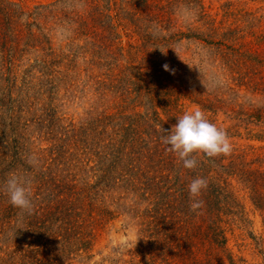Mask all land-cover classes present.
I'll return each instance as SVG.
<instances>
[{"label":"rangeland","instance_id":"374dc122","mask_svg":"<svg viewBox=\"0 0 264 264\" xmlns=\"http://www.w3.org/2000/svg\"><path fill=\"white\" fill-rule=\"evenodd\" d=\"M152 1L0 0V188L11 175H26L35 203L43 193V173L59 175L80 191L108 184L104 174L111 171L114 152L132 184L137 169L126 167L135 163L126 156L127 125L145 128L147 149L164 125L172 128L186 111L199 108L210 122L227 128L236 123L229 110L264 107V0ZM154 6L164 14L161 21ZM182 6L195 10L188 22L178 15ZM234 20L228 31L233 30L235 48L227 64L205 38ZM58 26L69 29L65 37L57 34ZM156 62L162 63V75L144 92L128 67ZM165 64L175 74L165 71ZM172 93L176 108L170 110ZM211 106L220 108L215 115ZM244 127L238 129L240 138L229 137L233 148L250 160L260 156L263 163L250 167L264 170V142L248 141ZM30 157L38 160L35 168ZM230 179L240 205L224 217L227 248L237 264H264V216L242 182ZM116 191L99 195L116 217L92 251L72 264H144L131 254L143 239L135 212L128 196ZM1 199L0 208L10 203ZM81 199L70 205L80 207ZM16 229L15 223L1 238L0 256L12 237L24 242Z\"/></svg>","mask_w":264,"mask_h":264},{"label":"trees","instance_id":"16d2710c","mask_svg":"<svg viewBox=\"0 0 264 264\" xmlns=\"http://www.w3.org/2000/svg\"><path fill=\"white\" fill-rule=\"evenodd\" d=\"M160 1L153 0L152 4L158 5ZM97 2L102 3L101 0ZM150 9L155 12L156 19L161 21L164 14L160 7ZM236 22L234 20L228 25L214 27L209 37L205 38L207 43L215 46L219 59L225 60L227 64L231 60V51L235 48V44H230L235 40L233 30H228ZM156 63L148 68L134 64L128 67L134 80L141 83L140 90L150 93L151 80L162 75V63ZM176 95L184 98L178 91ZM172 97L173 93L171 100H168L170 110L176 108V100ZM211 107L210 113L214 115L220 109ZM229 114L232 116L230 120L236 122L234 126L223 128L229 137L236 134L240 138L238 129L244 125V135L248 141L264 142V107L229 110ZM247 126H252L253 130ZM142 127L127 125L123 128V131H129L131 135L128 139L130 152L126 156H133L135 162L126 167L136 166L137 169L135 177L131 179L132 184L125 180L127 176L119 167L117 153L114 152L110 160L113 163L109 167L111 171L104 174L108 184L100 186L90 183V188L87 186L80 191L72 187L70 181L59 180V175L43 173L40 177V192L42 190L43 193L40 201L38 199L34 203L32 214L25 213L21 221L23 212L20 209L13 207L11 203L2 205L0 240L6 231L12 232L9 229L16 223V232L24 242L12 237L2 246L3 256H0V262L72 264L71 261L80 253L82 256L88 255L101 237V230L116 217L110 204L99 195L105 196L109 190H117L116 192L128 196L130 209L135 212L136 226L143 238L132 250L133 258L144 260V264H237L227 248L224 230L225 215L232 214V210L240 205L230 178L237 177L242 182L252 204L264 216V170L250 167L263 163V159L257 156L250 160L246 152L233 148L231 154L215 158H207L201 153L197 156V168L188 170L174 154L165 151L166 145L160 140L162 134L158 133L157 139L152 142L154 146L146 149L150 136ZM163 127L166 132L171 130L169 126ZM249 148L254 149L250 145ZM197 177L205 178L208 187L199 197L204 202L203 208L194 213L190 210L188 185ZM1 195L2 201L5 197L8 198L3 193ZM80 195L82 205L71 206L70 202L78 200ZM117 201L111 200V204ZM89 207L90 211L86 213Z\"/></svg>","mask_w":264,"mask_h":264},{"label":"clouds","instance_id":"9594fccd","mask_svg":"<svg viewBox=\"0 0 264 264\" xmlns=\"http://www.w3.org/2000/svg\"><path fill=\"white\" fill-rule=\"evenodd\" d=\"M178 15L188 22L194 18L195 10L188 6H182L178 10ZM154 30L158 31L156 26H154ZM68 31L66 26L57 28V34L61 37H65ZM163 68L165 71L175 74V70L170 69L169 65L165 64ZM160 131L163 133L160 140L166 145L165 151L174 154L182 162V166L188 170L197 168V156L201 153L207 158H215L222 155L227 156L233 151L227 131L210 122L199 108L186 111L182 116L177 117V123L172 126L170 131L166 132L163 128ZM27 162L33 168L38 164L35 157H30ZM31 184L30 177L13 174L5 181L0 191L9 198L13 207L30 215L35 207ZM207 187L208 181L202 177H197L189 183L188 191L192 212L198 213V210L203 208L204 202L199 197Z\"/></svg>","mask_w":264,"mask_h":264}]
</instances>
